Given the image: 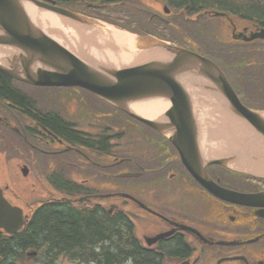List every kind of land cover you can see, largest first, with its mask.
Returning <instances> with one entry per match:
<instances>
[{"label": "flooded vegetation", "instance_id": "af4514ba", "mask_svg": "<svg viewBox=\"0 0 264 264\" xmlns=\"http://www.w3.org/2000/svg\"><path fill=\"white\" fill-rule=\"evenodd\" d=\"M253 28L247 27V32ZM241 50L246 53L242 52L248 62L245 67L264 68V48ZM257 56L262 64L259 59L254 62ZM13 86L40 104V111L54 112L81 140L92 143L71 141L38 121L34 113L0 97V162L2 157L16 162L17 179L33 181L35 187L38 181L44 182L59 197L21 205L32 219L40 206L70 203L98 214H121L131 224L140 247L158 254L162 264H264L263 178L209 164L205 172L211 185L206 187L187 169L167 136L86 90L35 87L17 81ZM100 140L105 141L104 147ZM129 145L135 154L128 152ZM202 145L206 158L217 156L208 135L202 137ZM5 183L4 194L14 200L13 182L11 187ZM232 193L247 199L238 201ZM141 217L148 221L139 236L137 220ZM163 234L169 235L154 241ZM176 239L186 248L183 255L169 253L168 246Z\"/></svg>", "mask_w": 264, "mask_h": 264}, {"label": "water", "instance_id": "95a60500", "mask_svg": "<svg viewBox=\"0 0 264 264\" xmlns=\"http://www.w3.org/2000/svg\"><path fill=\"white\" fill-rule=\"evenodd\" d=\"M30 7L53 13L65 25L88 29L106 27L55 6L51 0H0L1 73L32 86L80 87L96 94L167 136L179 150L187 169L206 187L211 185L205 173V165L209 164H221L264 179V112L243 106L225 75L211 60L162 43L141 50L144 59L123 67L91 54L102 49L99 43H89L87 57H80L32 20ZM164 12H169L166 7ZM262 38L264 29H258L244 40ZM192 89L221 102L222 108L240 126L221 130L226 133L225 144L224 135H218L219 128H210L206 134L213 144L227 148L226 153L223 151L209 159L203 155L205 126L195 111ZM159 99L167 101L170 110L156 120L144 118L132 108L134 104ZM202 103L211 113L221 115L213 102ZM230 146H240V149L231 150ZM24 218L22 211L13 207L0 189V230L13 235L23 227Z\"/></svg>", "mask_w": 264, "mask_h": 264}, {"label": "trees", "instance_id": "16d2710c", "mask_svg": "<svg viewBox=\"0 0 264 264\" xmlns=\"http://www.w3.org/2000/svg\"><path fill=\"white\" fill-rule=\"evenodd\" d=\"M54 1L67 9L102 19L130 32L182 42L184 44L181 46L187 47L191 46L187 44L186 39L193 41V44L195 42L206 57L211 59L216 56L225 60L237 74L241 87L259 100L260 107L264 108V70L255 65L245 67L243 53L238 51V48L234 50L237 46L239 49L255 47L256 41H230L225 43L224 48V43L221 44L210 37L211 28L206 25L208 18L200 16L196 21L190 20L204 11H219L240 23L249 21L264 28V0H158L174 13L173 18H176L177 23L174 28L158 20L155 27L146 19L145 12L129 6L116 10L119 9L116 6L117 0ZM101 10L108 11L109 15L102 14ZM181 13L186 16L184 19ZM136 24L139 30L133 27ZM169 30L175 32L174 36H168ZM232 42L235 47L230 46L233 45ZM258 42L263 44L264 41ZM211 52L214 55H211ZM254 66L256 68H253ZM13 82L0 72L1 98L14 103L27 113H34L38 121L67 139L92 144L81 140L80 134L73 131L54 112L40 111V104L18 91ZM104 143V140L99 141L101 147H104ZM28 250L42 252L40 264H57L60 256L69 257L76 264H162L158 254L140 247L131 224L121 214H98L97 210L80 209L70 203L44 205L20 233L12 237L0 233V264H23ZM168 250L171 255H183L186 252V248L178 239L174 244H169Z\"/></svg>", "mask_w": 264, "mask_h": 264}, {"label": "bare ground", "instance_id": "6f19581e", "mask_svg": "<svg viewBox=\"0 0 264 264\" xmlns=\"http://www.w3.org/2000/svg\"><path fill=\"white\" fill-rule=\"evenodd\" d=\"M207 12H210V13H207ZM29 13H30V15L33 16L32 20H34L38 25L42 24L44 29L48 30V33L55 40H57L60 44L67 47L69 50L73 51L74 53H76L80 57H84V56L87 57V51L89 50L88 49L89 43H99L100 47L102 49H100V51H92L91 54H93L95 57H97L100 60H103L106 58L109 61H111L117 67L128 66V65L132 64V61L138 62V61L145 58L144 52H137L136 51L135 43H134L135 38L132 37L130 34L120 32L118 30H115V29H113L111 27H107V26L105 28H102V29H100V28L88 29L85 27H84L85 28L84 29V28L73 27L71 25H68V24L65 25L64 24V28L59 29V28H57V26H59V22L53 21L52 23H48L43 18L42 13L33 9L32 7L29 8ZM200 16H208L209 19L218 18V17H220L221 19L223 18L224 19L223 21L225 23H227L226 28L230 31L231 41H233V42L252 43L254 41H263L264 40V38H262V39H256L253 41H245L244 39L249 37V35L246 33V22L241 23V25H239L238 23H236L233 20L232 17L228 16L224 12L204 11L201 14L196 15L193 19L192 18L191 19L189 18V19L196 21L200 18ZM210 16H211V18H210ZM53 20H54V18H53ZM51 26H53L54 28L50 29ZM67 26L69 28L66 29ZM188 38L191 39L190 37H188ZM186 40L188 43L191 42L188 39H186ZM197 45L194 42V44L192 43L191 47L179 46V48L185 49V50L190 51L192 53L198 54V55H200V56H202L208 60H211L210 57L208 58L203 54V52L200 50V47H198ZM225 45L226 44H224L222 47L225 48ZM230 46H234V43H233V45H230ZM131 48H134V49L132 50ZM236 48L239 49V47L237 46L234 48V50ZM241 48L239 50L242 53L243 50H241ZM127 51H130L131 53L127 54ZM243 53H245V51ZM211 55H214V54L211 52ZM252 55L250 58H253ZM254 57L256 58V56H254ZM243 59H244V56H243ZM258 59H259V61H261V59L257 56V59L254 62H257ZM245 62L246 61H244V63ZM254 62L252 61V63H254ZM249 63H251V62H249ZM259 64H262V61ZM260 66L263 67L262 65H260ZM253 68H256V67H253ZM259 69H257V70H259ZM262 69H264V68H262ZM185 82L187 84H189V82H187V81H185ZM192 94L194 95V98H195V102H193L194 108H196L195 111L199 113V117L201 119V122L205 126V129L202 131V133L204 135L209 133L210 128H211V130L214 128L215 129L219 128L220 132L218 135H220V134L226 135V133L222 132V131L227 129L228 127H231L234 125L240 127L237 124V122L234 121L230 117L228 112L222 108L221 102L216 101L210 95H208V94H206V93H204L198 89H192ZM201 101L205 102V103L213 102L214 104H216L218 109H219V113L221 115L211 113V111H210L211 109L208 106L204 105ZM132 108L136 114H138L144 118L157 119L165 110H167L169 108V103L163 99H159V100H154V101L143 102L140 104H134V105H132ZM262 112H264V111H262ZM262 117L264 118V114L262 115ZM212 133H214V132H212ZM225 135H224V139H223L224 144L226 143V141H225L226 136ZM209 145H211V144L209 143ZM215 145H216L215 151L217 150L218 154H220L223 151L226 153L228 150L227 148H224V147H218V143H216ZM230 149L231 150L240 149V146H230ZM219 165H221V164H219ZM222 166H224V165H222ZM250 175H252V174H250ZM232 194H236V200H238V201H245L247 199V196H245V195H240L237 193H232Z\"/></svg>", "mask_w": 264, "mask_h": 264}, {"label": "rangeland", "instance_id": "374dc122", "mask_svg": "<svg viewBox=\"0 0 264 264\" xmlns=\"http://www.w3.org/2000/svg\"><path fill=\"white\" fill-rule=\"evenodd\" d=\"M117 7L119 9L116 10H123V8L125 6H129L132 8H135L138 11H143L145 12V14L147 15V20L151 21L153 23V26H157L156 21L160 20V19H154V17H152L153 15H159L161 20H168L169 22L174 23L175 25H177V23L175 22L176 19H174L173 17H166L165 16V12H164V6L158 2L157 0H117ZM121 7V8H120ZM123 7V8H122ZM37 11H39L40 13H42L43 18H47V22L48 23H52L53 21L56 22H60V19L54 15L53 13H50L47 10H39L36 9ZM102 11V10H101ZM102 14H108V11H102ZM210 13V12H207ZM212 16V15H211ZM210 16V17H211ZM195 17V16H194ZM194 17H191L192 19ZM206 18H208V21L206 23L207 27L211 28L210 29V37L212 39H215L221 43H227L231 41V37H230V31L226 28L227 23H225L223 20V18L221 19L220 17L218 18H211L209 19L208 16H205ZM54 18V20H53ZM153 19V20H150ZM62 21V20H61ZM236 23H238L239 25H241V23L238 20H234ZM61 23V22H60ZM59 26H57V28L62 29L64 28V23L60 24ZM61 25V26H60ZM204 25V22H203ZM246 25H248V23H246ZM40 27H42V29L44 28L42 24L39 25ZM54 26V25H53ZM53 26L50 27L54 28ZM155 26V27H156ZM136 30H139L138 24L133 26ZM160 27V26H159ZM69 28L68 26L66 27V29ZM45 30V29H44ZM212 32V33H211ZM175 32H173L172 30L168 32V36L171 37L173 36ZM135 38V49L137 52H140L141 50H147L150 48V46H152L153 44L149 43L146 40H141L139 37L132 35ZM206 43V42H205ZM190 46H192V43H187ZM228 44V43H227ZM255 47H260V48H264V44H254ZM132 50L134 48H131ZM248 62L244 63L245 64ZM87 95V94H86ZM89 96V95H87ZM90 99H92L89 96ZM73 105H68V108H72ZM70 111H73L72 109H70ZM89 131H93L95 132L96 129L95 128H89ZM97 132V131H96ZM128 143V142H127ZM129 144V143H128ZM127 150L130 154H135L136 149L134 150L133 147H130V145L127 147ZM16 166H18V164L15 162H10L8 159L6 161H4L3 157H2V161L0 162V181L1 183L6 182L5 184H3L4 186H9L11 187V182H13L14 184V190L16 193H11L15 196L14 200L16 202H18L17 204L22 207L21 205H26V203H32L33 201H37V200H46V199H56L59 198L57 194H55L52 190V188L49 186H46V184L44 182L38 181L37 185L35 187V185H33V181L32 184H28L27 179H23L20 176L18 177V179L15 176V171H16ZM122 181H117L116 183H121ZM36 189V191H35ZM13 190V189H12ZM36 192V193H35ZM8 196V195H7ZM39 196H45L43 199H39ZM157 197L160 198L162 197V195L159 193L157 194ZM14 200H12L13 202H15ZM15 202V203H16ZM39 203L41 201H38ZM89 203V202H88ZM90 204V203H89ZM23 208V207H22ZM28 209H25V212H27ZM148 221L147 217H141L138 218L137 220V227H138V235L141 236L144 232L143 230V224H145V222ZM32 250H28L26 251L31 252ZM42 256H38V259L36 260L34 257L29 258V264H40L39 262L37 263V261L41 258ZM61 261L60 264H68L67 260L64 259L63 260H59ZM69 261V260H68ZM72 264V263H71Z\"/></svg>", "mask_w": 264, "mask_h": 264}]
</instances>
